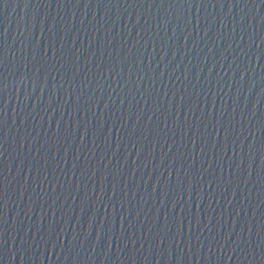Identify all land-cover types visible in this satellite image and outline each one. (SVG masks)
Wrapping results in <instances>:
<instances>
[{"label": "water", "instance_id": "water-1", "mask_svg": "<svg viewBox=\"0 0 264 264\" xmlns=\"http://www.w3.org/2000/svg\"><path fill=\"white\" fill-rule=\"evenodd\" d=\"M0 264H264V0H0Z\"/></svg>", "mask_w": 264, "mask_h": 264}]
</instances>
